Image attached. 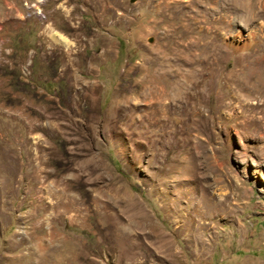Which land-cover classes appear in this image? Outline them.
Instances as JSON below:
<instances>
[{
  "label": "rangeland",
  "instance_id": "374dc122",
  "mask_svg": "<svg viewBox=\"0 0 264 264\" xmlns=\"http://www.w3.org/2000/svg\"><path fill=\"white\" fill-rule=\"evenodd\" d=\"M0 264H264V0H0Z\"/></svg>",
  "mask_w": 264,
  "mask_h": 264
},
{
  "label": "bare ground",
  "instance_id": "6f19581e",
  "mask_svg": "<svg viewBox=\"0 0 264 264\" xmlns=\"http://www.w3.org/2000/svg\"><path fill=\"white\" fill-rule=\"evenodd\" d=\"M263 9V8H262ZM220 18V17H219ZM210 29V28H209ZM206 30V29H205ZM213 38V37H212ZM195 42V40L194 41H189V43H190V45H189V47H191V46H194V43ZM199 42V41H198ZM203 42V41H202ZM206 44V43H205ZM196 45V44H195ZM203 45H204V43H203ZM202 45V46H203ZM249 45V41L248 42H246V43H244V44H242V46H241V48H244V47H247ZM199 46V45H198ZM199 48V47H198ZM198 50H200V49H198ZM199 59V58H198ZM197 60V59H196ZM177 78V77H176ZM175 84H176V82H175ZM180 85V87H181V89L182 90H186V89H188L191 85H190V83L189 84H185V83H179ZM159 89V88H158ZM162 96V95H161ZM161 98V97H160Z\"/></svg>",
  "mask_w": 264,
  "mask_h": 264
}]
</instances>
